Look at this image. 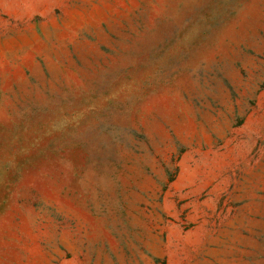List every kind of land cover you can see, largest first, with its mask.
Instances as JSON below:
<instances>
[{"label":"rangeland","instance_id":"rangeland-1","mask_svg":"<svg viewBox=\"0 0 264 264\" xmlns=\"http://www.w3.org/2000/svg\"><path fill=\"white\" fill-rule=\"evenodd\" d=\"M0 264H264V0H0Z\"/></svg>","mask_w":264,"mask_h":264}]
</instances>
